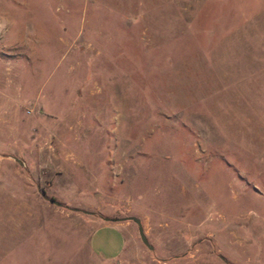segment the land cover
I'll use <instances>...</instances> for the list:
<instances>
[{
    "label": "rangeland",
    "instance_id": "374dc122",
    "mask_svg": "<svg viewBox=\"0 0 264 264\" xmlns=\"http://www.w3.org/2000/svg\"><path fill=\"white\" fill-rule=\"evenodd\" d=\"M116 261L264 264V0H0V264Z\"/></svg>",
    "mask_w": 264,
    "mask_h": 264
},
{
    "label": "water",
    "instance_id": "95a60500",
    "mask_svg": "<svg viewBox=\"0 0 264 264\" xmlns=\"http://www.w3.org/2000/svg\"><path fill=\"white\" fill-rule=\"evenodd\" d=\"M49 202H51L55 206H60L59 203H57V202H55L53 200H49ZM102 220L104 222H122V221H131V222H133L136 225L138 237H139V240L142 243V245L148 250L152 249V247L147 242V239H146V237H145V235L143 233V230H142L141 223H140V221L137 218H135V217H126V218H120V219L103 218Z\"/></svg>",
    "mask_w": 264,
    "mask_h": 264
},
{
    "label": "crops",
    "instance_id": "0c3cea01",
    "mask_svg": "<svg viewBox=\"0 0 264 264\" xmlns=\"http://www.w3.org/2000/svg\"><path fill=\"white\" fill-rule=\"evenodd\" d=\"M121 254V252L118 254V255H115L114 257H112V258H107V259H103V258H101V257H99V258H101L102 260H105V261H115V260H117V258L119 257V255ZM98 257V256H97Z\"/></svg>",
    "mask_w": 264,
    "mask_h": 264
},
{
    "label": "flooded vegetation",
    "instance_id": "af4514ba",
    "mask_svg": "<svg viewBox=\"0 0 264 264\" xmlns=\"http://www.w3.org/2000/svg\"><path fill=\"white\" fill-rule=\"evenodd\" d=\"M116 264H118V262L116 261Z\"/></svg>",
    "mask_w": 264,
    "mask_h": 264
}]
</instances>
